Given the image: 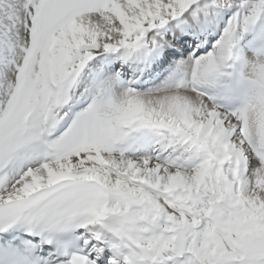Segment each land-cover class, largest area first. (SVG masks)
Returning <instances> with one entry per match:
<instances>
[{
    "label": "snow or ice",
    "instance_id": "snow-or-ice-1",
    "mask_svg": "<svg viewBox=\"0 0 264 264\" xmlns=\"http://www.w3.org/2000/svg\"><path fill=\"white\" fill-rule=\"evenodd\" d=\"M0 264H264V0H0Z\"/></svg>",
    "mask_w": 264,
    "mask_h": 264
}]
</instances>
